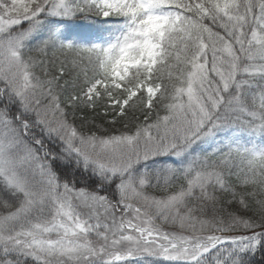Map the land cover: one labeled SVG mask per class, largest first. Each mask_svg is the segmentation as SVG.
Segmentation results:
<instances>
[{"label":"snow or ice","instance_id":"1","mask_svg":"<svg viewBox=\"0 0 264 264\" xmlns=\"http://www.w3.org/2000/svg\"><path fill=\"white\" fill-rule=\"evenodd\" d=\"M258 252L264 0H0V264Z\"/></svg>","mask_w":264,"mask_h":264},{"label":"trees","instance_id":"2","mask_svg":"<svg viewBox=\"0 0 264 264\" xmlns=\"http://www.w3.org/2000/svg\"><path fill=\"white\" fill-rule=\"evenodd\" d=\"M79 23H81V22H79ZM84 24H85V23L82 22V25H84ZM130 118H131V117H130ZM78 181H79V180H78Z\"/></svg>","mask_w":264,"mask_h":264},{"label":"rangeland","instance_id":"3","mask_svg":"<svg viewBox=\"0 0 264 264\" xmlns=\"http://www.w3.org/2000/svg\"><path fill=\"white\" fill-rule=\"evenodd\" d=\"M153 134H155V132Z\"/></svg>","mask_w":264,"mask_h":264}]
</instances>
